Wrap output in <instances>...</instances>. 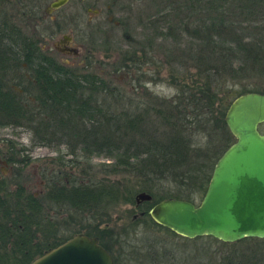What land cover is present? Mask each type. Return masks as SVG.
Instances as JSON below:
<instances>
[{
	"label": "trees",
	"instance_id": "1",
	"mask_svg": "<svg viewBox=\"0 0 264 264\" xmlns=\"http://www.w3.org/2000/svg\"><path fill=\"white\" fill-rule=\"evenodd\" d=\"M148 1L168 8L146 15L155 34L166 35V26L168 33L186 31L194 39L189 47L194 70L176 77L175 96L156 97L136 108L121 87L46 59L35 61L33 90L16 91L4 57L13 28L8 18H0V125L23 127L34 146L56 147L58 152L57 169L39 168L44 189L40 194L0 177V264H28L80 232L96 237L114 257L110 245L118 236H113L104 216L116 204L134 203L141 191L152 196L149 208L142 211L146 225L176 234L158 225L149 209L166 198H202L216 159L234 141L224 121L226 108L241 93H264L241 85L253 73L264 76V0ZM157 21L164 26L155 25ZM249 34L253 36L247 40ZM198 131L216 140L209 142L210 152L205 151L209 143L193 140ZM62 144L69 145L67 154L73 158L62 159ZM104 150L113 160L92 162L89 151ZM15 156L6 160L15 162ZM56 207L99 217L54 241L55 230L47 218L48 209ZM103 222L106 225L99 227ZM242 241L259 245L264 238ZM261 257L257 259L264 262Z\"/></svg>",
	"mask_w": 264,
	"mask_h": 264
},
{
	"label": "rangeland",
	"instance_id": "2",
	"mask_svg": "<svg viewBox=\"0 0 264 264\" xmlns=\"http://www.w3.org/2000/svg\"><path fill=\"white\" fill-rule=\"evenodd\" d=\"M44 3L46 2L41 5ZM1 6L11 15L9 5ZM166 7L167 4L160 1L148 0H69L62 8V12L68 16L65 28L51 31L50 28L38 26L35 30L42 36L41 44L50 47L53 53L56 40L62 34L71 35L78 55L65 57L55 53L60 59H66L69 67L77 71L98 75L110 84L121 87L127 95L128 103L133 107L140 103L144 106L153 102L156 97L175 96L176 77L181 78V75L194 70L189 53L194 39L186 31L179 33L174 30L168 33L163 22L158 21L154 24L164 26L162 32L166 35L155 34L150 29L146 15L168 9ZM87 8L98 10V13H89ZM184 22L190 23L187 19ZM29 30L34 32L33 28ZM252 36L249 34L246 39L250 40ZM125 64L126 67L115 70L117 66ZM242 84L262 91L264 76L253 73ZM236 88H240V84ZM261 131L264 132V125ZM193 140L199 145L205 141L208 145L213 140L216 144L215 139H208L200 131L193 134ZM211 146L209 143L208 150L205 151L210 152ZM22 147L26 150L21 151ZM55 148L34 146L30 132L23 127L0 125V157L6 162L4 165L0 164V177L10 184L21 182L28 191L40 194L44 189L39 168L46 165L58 168V159H55L58 152ZM59 148L60 155L64 156L62 159L73 158L67 154L69 145L62 144ZM12 153L16 155L15 162L6 160ZM89 154L92 162L113 160L112 153L107 150L89 151ZM22 158L29 160L25 164L20 161ZM200 200L201 197H197L193 202L198 204ZM149 202L142 201L136 205L134 199V203H119L111 207L107 216H104V220H109L107 226L113 236H118L110 245L115 264H227L230 259L235 264H264L257 259L259 256L264 258V242L259 245L240 240L223 242L216 238L209 239L206 235L185 238L148 227L142 211L149 208ZM98 217L97 213L92 215L88 211L56 207L48 209L47 221L48 226L55 230V241L74 234L80 224ZM105 225L106 222H103L99 227Z\"/></svg>",
	"mask_w": 264,
	"mask_h": 264
},
{
	"label": "water",
	"instance_id": "3",
	"mask_svg": "<svg viewBox=\"0 0 264 264\" xmlns=\"http://www.w3.org/2000/svg\"><path fill=\"white\" fill-rule=\"evenodd\" d=\"M224 121L235 140L216 160L200 202L166 198L149 209L158 225L181 237L206 235L223 242L264 238V132L259 128L264 125V93L236 96L226 108ZM134 199L137 205L152 196L141 191ZM97 240L76 233L28 264H113L111 254Z\"/></svg>",
	"mask_w": 264,
	"mask_h": 264
},
{
	"label": "flooded vegetation",
	"instance_id": "4",
	"mask_svg": "<svg viewBox=\"0 0 264 264\" xmlns=\"http://www.w3.org/2000/svg\"><path fill=\"white\" fill-rule=\"evenodd\" d=\"M58 1L60 0H7V2L1 3L10 6L11 15L4 11V7L0 4V18H8L13 28L12 37L9 38L11 46L7 48L8 53L4 56L6 68L11 78L12 87L20 93L33 90L32 75L36 60L46 59L69 66L66 59H60L56 54L65 57L78 55L72 44L71 35L65 33L56 40L55 46H53L55 54L50 47L41 44L42 36L35 30L38 26L50 28L51 31L66 27L68 16L62 12V8L69 0L53 8L51 4ZM42 2L46 3L41 5ZM86 11L92 14L98 13V10L90 8H87ZM29 28H33L34 32L33 30L28 31ZM0 160L5 161L2 157ZM0 164L4 165L2 162ZM113 264H115L114 259Z\"/></svg>",
	"mask_w": 264,
	"mask_h": 264
}]
</instances>
